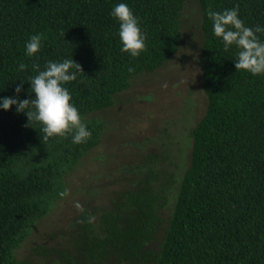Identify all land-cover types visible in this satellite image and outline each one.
Here are the masks:
<instances>
[{
    "label": "trees",
    "instance_id": "1",
    "mask_svg": "<svg viewBox=\"0 0 264 264\" xmlns=\"http://www.w3.org/2000/svg\"><path fill=\"white\" fill-rule=\"evenodd\" d=\"M119 2L139 17L145 33L146 49L138 57L120 51L118 22L109 15ZM185 2L0 0V97L33 99L32 65L43 69L48 60L72 57L82 73L66 86L92 133L80 144L70 134L44 139L40 124L15 106L0 110V264H22L14 251L66 196L65 175L99 145L104 124L91 114L111 107L135 76L155 72L177 53ZM197 5L207 104L187 130L188 159L185 154L180 162L173 139L163 141L158 155L130 168L134 179L147 169L135 185L117 190L110 206L102 199L93 210L84 204L65 230L51 236L61 248L36 246L39 264H264V75L235 69V46L224 49L206 15L209 8L238 6L245 25L264 26V0ZM36 33L43 34L42 47L29 58L24 45ZM257 35L264 40V32ZM180 164L184 171L176 177Z\"/></svg>",
    "mask_w": 264,
    "mask_h": 264
},
{
    "label": "rangeland",
    "instance_id": "2",
    "mask_svg": "<svg viewBox=\"0 0 264 264\" xmlns=\"http://www.w3.org/2000/svg\"><path fill=\"white\" fill-rule=\"evenodd\" d=\"M201 23L197 0H186L181 17L183 41L177 53L155 72L135 76L131 87L118 94L111 107L91 114L90 117L104 124L100 143L65 175L66 196L54 203L33 233L14 251L18 261L39 264L40 260L33 255L38 245L61 248L51 236L65 230L84 204L93 210L102 199L110 206L117 190L124 185L130 187L131 182L135 185L147 174V169L134 179L137 173H132L130 168L158 155L166 139H173L174 153L181 147L180 162H184L185 154L188 159L191 139L187 130L203 117L207 104L201 87ZM180 167L181 164L175 171L176 177L183 174L184 165ZM85 193L89 196H83Z\"/></svg>",
    "mask_w": 264,
    "mask_h": 264
},
{
    "label": "clouds",
    "instance_id": "3",
    "mask_svg": "<svg viewBox=\"0 0 264 264\" xmlns=\"http://www.w3.org/2000/svg\"><path fill=\"white\" fill-rule=\"evenodd\" d=\"M109 15L118 22L120 51L131 57H138L146 49V37L140 26L139 17L134 14L127 3L114 4ZM212 23V34L218 38L225 50L235 46L236 70H243L253 76L264 75V40L257 35L264 32V26H247L239 16L238 6L222 11L209 8L206 12ZM43 34L31 35L24 45L25 56L32 58L42 47ZM26 64L20 62L18 70L24 71ZM34 75L29 77L30 92L33 99L17 97H0V110L8 111L15 106L17 113L26 115L28 122L40 124L44 139L66 137L71 135L73 144H80L89 139L91 130L83 122L78 108L72 101L71 93L66 86L75 81L81 66L72 57L62 60H48L43 69L33 64ZM129 72L134 71L132 67ZM23 84L22 81H20ZM21 84L15 88L17 95ZM77 208L80 205L77 203ZM94 217H89L91 222Z\"/></svg>",
    "mask_w": 264,
    "mask_h": 264
},
{
    "label": "bare ground",
    "instance_id": "4",
    "mask_svg": "<svg viewBox=\"0 0 264 264\" xmlns=\"http://www.w3.org/2000/svg\"><path fill=\"white\" fill-rule=\"evenodd\" d=\"M224 98V97H223Z\"/></svg>",
    "mask_w": 264,
    "mask_h": 264
}]
</instances>
